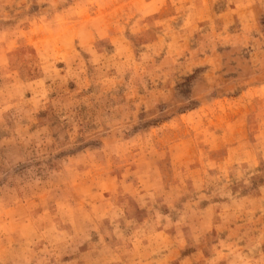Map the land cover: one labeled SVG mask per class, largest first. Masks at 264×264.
Segmentation results:
<instances>
[{"label": "rangeland", "instance_id": "rangeland-1", "mask_svg": "<svg viewBox=\"0 0 264 264\" xmlns=\"http://www.w3.org/2000/svg\"><path fill=\"white\" fill-rule=\"evenodd\" d=\"M0 264H264V0H0Z\"/></svg>", "mask_w": 264, "mask_h": 264}]
</instances>
